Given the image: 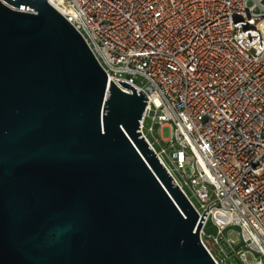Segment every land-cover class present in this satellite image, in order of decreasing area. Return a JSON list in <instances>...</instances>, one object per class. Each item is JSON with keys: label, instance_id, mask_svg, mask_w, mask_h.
Listing matches in <instances>:
<instances>
[{"label": "water", "instance_id": "water-1", "mask_svg": "<svg viewBox=\"0 0 264 264\" xmlns=\"http://www.w3.org/2000/svg\"><path fill=\"white\" fill-rule=\"evenodd\" d=\"M4 2L0 264H217L201 231L218 201L201 220L143 137L147 96L109 84L47 0Z\"/></svg>", "mask_w": 264, "mask_h": 264}, {"label": "built area", "instance_id": "built-area-1", "mask_svg": "<svg viewBox=\"0 0 264 264\" xmlns=\"http://www.w3.org/2000/svg\"><path fill=\"white\" fill-rule=\"evenodd\" d=\"M47 1L109 84L147 96L142 135L201 220L218 201L201 231L217 264H264V0Z\"/></svg>", "mask_w": 264, "mask_h": 264}, {"label": "rangeland", "instance_id": "rangeland-1", "mask_svg": "<svg viewBox=\"0 0 264 264\" xmlns=\"http://www.w3.org/2000/svg\"><path fill=\"white\" fill-rule=\"evenodd\" d=\"M151 127H152V121L151 120H147L146 128H147L148 137L150 138L151 141H154L152 135L149 133V129ZM164 135H165V132H164L163 128L157 126L155 128V137L158 138V139H160V140H162V138L164 137ZM233 230L237 231L238 229L237 228H233ZM206 232L209 235H213V236H217L218 235L219 229L216 226L215 221H214L213 218L209 221V223H208V225L206 227ZM233 234H235V232H233ZM210 248H211V246H210ZM213 252H214L215 255H217V253L215 251H213Z\"/></svg>", "mask_w": 264, "mask_h": 264}]
</instances>
